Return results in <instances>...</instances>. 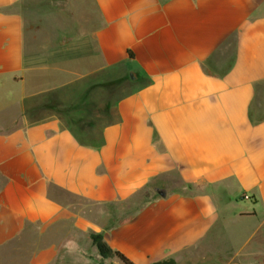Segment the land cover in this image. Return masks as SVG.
<instances>
[{"label": "crops", "instance_id": "crops-1", "mask_svg": "<svg viewBox=\"0 0 264 264\" xmlns=\"http://www.w3.org/2000/svg\"><path fill=\"white\" fill-rule=\"evenodd\" d=\"M19 3L0 0V264L24 233L28 264L81 261L92 232L135 264H264V0H94L52 51Z\"/></svg>", "mask_w": 264, "mask_h": 264}, {"label": "rangeland", "instance_id": "rangeland-1", "mask_svg": "<svg viewBox=\"0 0 264 264\" xmlns=\"http://www.w3.org/2000/svg\"><path fill=\"white\" fill-rule=\"evenodd\" d=\"M19 4L27 23L28 38H32L28 42L33 45L35 50H45L46 47H49L52 51L58 45L68 44L77 31L84 30L85 20L90 16L96 17L98 14L94 0H20ZM229 47L230 45L226 46L228 49ZM75 200L77 205L87 210L90 209V204L80 199ZM102 219L105 220V218ZM35 240L36 238L32 234L24 233L13 241V248L14 244H17L18 263L28 264V251L30 252V250L25 248L31 241ZM82 241L83 250L86 251L87 257L91 260L83 257L80 261L77 256L66 255V263L64 264H95V262L96 264H108V260L103 262L95 258L90 236L88 238L82 236ZM110 264H112L111 261Z\"/></svg>", "mask_w": 264, "mask_h": 264}, {"label": "trees", "instance_id": "trees-1", "mask_svg": "<svg viewBox=\"0 0 264 264\" xmlns=\"http://www.w3.org/2000/svg\"><path fill=\"white\" fill-rule=\"evenodd\" d=\"M252 116V114H251ZM92 239V243L95 245L99 255L103 258L115 257L119 259L124 264H135L132 260H130L125 254L118 250H114L104 239V236L101 232H92L90 234ZM153 264H174L173 260H163L159 262H155Z\"/></svg>", "mask_w": 264, "mask_h": 264}, {"label": "built area", "instance_id": "built-area-1", "mask_svg": "<svg viewBox=\"0 0 264 264\" xmlns=\"http://www.w3.org/2000/svg\"><path fill=\"white\" fill-rule=\"evenodd\" d=\"M245 198H249V196L248 195H245Z\"/></svg>", "mask_w": 264, "mask_h": 264}]
</instances>
